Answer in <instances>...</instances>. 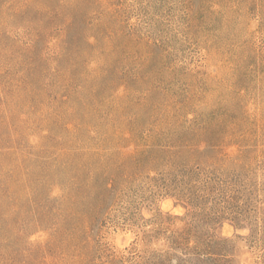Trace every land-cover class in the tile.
Here are the masks:
<instances>
[{"label": "rangeland", "instance_id": "374dc122", "mask_svg": "<svg viewBox=\"0 0 264 264\" xmlns=\"http://www.w3.org/2000/svg\"><path fill=\"white\" fill-rule=\"evenodd\" d=\"M245 257L264 264V0H0V264Z\"/></svg>", "mask_w": 264, "mask_h": 264}, {"label": "clouds", "instance_id": "9594fccd", "mask_svg": "<svg viewBox=\"0 0 264 264\" xmlns=\"http://www.w3.org/2000/svg\"><path fill=\"white\" fill-rule=\"evenodd\" d=\"M161 208L165 212L172 211L173 214L183 215V210L180 209L179 207H177L176 209H172L171 201H164L161 205ZM144 214L146 217L149 215L147 212H145ZM222 234L225 237H229L232 234L230 226L227 223L223 225ZM133 238H134L133 234L131 232H127V233L117 236L116 243L119 246L124 247L126 246V243H130ZM122 241H125V243H122ZM242 264H248L247 257L242 259Z\"/></svg>", "mask_w": 264, "mask_h": 264}]
</instances>
